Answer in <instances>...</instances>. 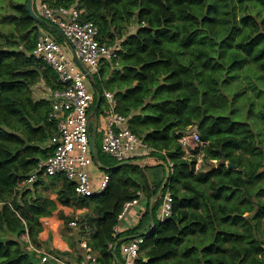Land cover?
Returning a JSON list of instances; mask_svg holds the SVG:
<instances>
[{
	"label": "trees",
	"instance_id": "1",
	"mask_svg": "<svg viewBox=\"0 0 264 264\" xmlns=\"http://www.w3.org/2000/svg\"><path fill=\"white\" fill-rule=\"evenodd\" d=\"M27 1L0 2V24L9 25L7 32L0 30V264H55L41 263L21 239L27 234L36 244L41 209L33 198L20 202L18 183L52 153L44 145L55 130L49 102L36 100L32 88L39 82L58 88L53 70L30 55L50 24L30 17ZM43 1L74 7L81 21L97 26L101 44L117 48L97 75L104 91L113 93L115 110L151 149L146 157L155 166L150 170L173 164L167 179L151 182L137 176V166L105 171L104 191L80 197L90 208L86 218L94 232L87 243L98 262L111 264L116 242L120 259V246L128 240L112 234L125 203L140 191L149 200L168 189L172 215L154 220L142 234L146 252L136 264H262L264 85L254 90L259 79L247 71L260 70L264 82V0ZM245 79L246 85L232 91V82L240 86ZM162 100L168 101L158 103ZM238 101L242 117L241 106L234 105ZM192 126L207 142L202 151L207 164L200 170L195 159L183 158L178 144L181 131ZM94 147L103 164H117L97 142ZM219 148L237 169L221 163ZM212 161H217L214 168ZM66 184L74 193L73 184ZM158 204L159 199L153 218ZM149 215L147 206L145 221Z\"/></svg>",
	"mask_w": 264,
	"mask_h": 264
},
{
	"label": "built area",
	"instance_id": "2",
	"mask_svg": "<svg viewBox=\"0 0 264 264\" xmlns=\"http://www.w3.org/2000/svg\"><path fill=\"white\" fill-rule=\"evenodd\" d=\"M36 1V14L55 30L58 29L66 43L60 44L49 33L41 31L30 53L35 60L43 61L53 70L58 88L53 92L49 113V118L55 121V130L49 140L52 153L40 160L36 170L22 180V183L31 185L41 175L62 176L73 184L76 196L91 197L104 191L109 176L104 173L100 184L96 188L92 187L87 168L92 164L88 115L94 101L93 87L77 64L74 55L90 76L98 75L103 65L102 60L116 56L117 48L101 44L98 40L97 26L92 21H81L80 13L74 7H51L43 0ZM102 96L107 102V111L103 113L101 126L98 128L101 151L117 163L146 157L151 149L129 129L127 118L115 110L116 101L113 93L104 91ZM178 144L184 152V159H195V170H200L207 164L203 161L202 152L207 142L202 141L197 132L190 135L183 134L178 139ZM161 153L164 156L168 154L166 150H162ZM168 166L166 179L170 176L172 162L168 161ZM140 195L141 193H138V196ZM137 199L125 203L118 220L131 206L137 204ZM172 203V196L167 189L161 194L160 222L172 215ZM69 224L76 226L77 222L74 220ZM117 234L116 225L112 236L115 238ZM146 236H135L124 242L120 246L121 259L114 258L111 264H136ZM80 247L83 251L82 258L70 262L29 244V249L39 254L41 263L52 261L55 264H100L87 241H82ZM262 264H264V256Z\"/></svg>",
	"mask_w": 264,
	"mask_h": 264
},
{
	"label": "crops",
	"instance_id": "3",
	"mask_svg": "<svg viewBox=\"0 0 264 264\" xmlns=\"http://www.w3.org/2000/svg\"><path fill=\"white\" fill-rule=\"evenodd\" d=\"M35 3H37V1L33 0L34 6ZM34 11L36 12V6ZM48 29L50 31L57 32L51 25L48 27ZM70 54L72 55V53ZM55 90L56 89L51 88L44 82H39L32 88L33 95L36 100H47L49 102L50 108L51 98ZM104 105L107 108L106 101ZM106 111L107 109L105 112ZM90 135L93 145L96 142L100 145V134L98 133V130L94 133V135H92L90 126ZM49 140L50 138L44 145V149H46L47 152H49V150L52 148ZM48 154L50 155L51 153L49 152ZM143 158L146 159V166L140 168V174L137 173V176L140 178L141 175H145L148 177L150 182L153 181V179L158 181V168H154L155 170H150L152 169L151 167L155 166V164L151 163L147 157ZM100 163L102 166L109 167L103 164L101 161ZM162 170L166 172L167 169ZM87 171L92 187L96 188L100 184L101 177L105 173V170L97 166L92 159V164L88 166ZM166 176L167 173L164 175V180L166 179ZM18 190L20 191V202L23 199L29 200L33 198L36 200V206L41 209V213L38 216V221L41 225V231L36 237V244L34 245L32 242H30L27 234H24L21 237L25 243L26 250L31 251L29 249V244H31L44 252H50L52 254L58 255L70 262H76L82 258L83 251L80 247V243L82 241L88 242L90 240L94 232V227L92 226V220L86 218L88 213H90V208L83 203L80 197L71 192L66 184V180L62 176L48 177L41 175L36 183L34 182L31 185H24L22 181H20L18 183ZM23 193H25L24 196H22ZM138 193H141V195L137 197L138 199L135 198L138 200L137 204L131 206L126 214L119 220L117 225L118 234L122 236L121 239L123 240H129L135 236L146 234L154 227V220H159L161 201L160 197L162 193L160 192L158 196L156 193V197L152 202L153 207V204L159 199V204L157 205L154 218L151 217V212L149 211L150 215L146 221L144 220L143 215L147 209V206L149 208L150 199H147L144 192H137V195ZM74 220H76L77 225L71 226L69 223ZM145 252L146 249H143L140 256H144ZM34 256L39 260V254L34 253ZM118 258L121 259L120 249ZM144 259L148 260L147 258Z\"/></svg>",
	"mask_w": 264,
	"mask_h": 264
},
{
	"label": "water",
	"instance_id": "4",
	"mask_svg": "<svg viewBox=\"0 0 264 264\" xmlns=\"http://www.w3.org/2000/svg\"><path fill=\"white\" fill-rule=\"evenodd\" d=\"M26 8H27V11L30 15V17L35 20L36 22H39L40 24L42 25H47V23L41 19L37 14L36 12L34 11L33 9V0H28L27 1V4H26ZM55 29V28H54ZM56 31L60 33V31L58 29H56ZM75 56V55H74ZM77 64L79 65V67L81 68V70L83 71V73L86 75L88 81L91 83L92 87L95 89L96 93H97V99H96V102H95V105L93 107V109L91 110V112L89 113L88 115V120L91 119V117L96 113V111L98 110L99 106H100V103H101V99H102V94L101 92L98 90L96 84L93 82L91 76L88 74L87 70L83 67V65L78 61V59L76 58V56L74 57ZM164 101H168V100H162L158 103H162ZM88 131H89V146H90V155L94 161V163L99 166L101 169L105 170V171H110V170H114V169H118L120 167H124V166H137V167H140V168H143L146 166V159L143 158V159H129V160H125L123 162H119L117 163L116 165L114 166H109V167H105V166H102L101 163H100V160L98 158V155L96 153V150L94 148V145H93V141H92V138H91V135H90V126H89V123H88ZM182 134H187V135H190L191 133L193 132H198V128L197 126H192L189 130H185V131H181ZM219 153L221 154V163L222 164H228L231 168H234V169H237L236 166L230 164L227 162L226 160V154L223 152L222 148H219L218 149ZM211 166L214 168L216 166V163L214 161L211 162ZM167 172H168V169H167ZM160 191L157 193V196L159 195ZM156 196H153L150 198V203H149V211L151 212V208H152V202L154 200ZM116 247H117V242L114 244L113 248H112V256L113 258L116 259V256H115V250H116Z\"/></svg>",
	"mask_w": 264,
	"mask_h": 264
},
{
	"label": "rangeland",
	"instance_id": "5",
	"mask_svg": "<svg viewBox=\"0 0 264 264\" xmlns=\"http://www.w3.org/2000/svg\"><path fill=\"white\" fill-rule=\"evenodd\" d=\"M0 2L1 3H5L4 0H0ZM8 28H9V25L6 22L3 23V24H0V30L1 31L7 32V29ZM47 33H49L53 38H55V40L58 43H61V44H65L66 43L65 39L59 33L54 32V31H49V29L47 30ZM106 61L107 60H105V59L102 60L103 64ZM243 73H244V71L241 72V74H243ZM247 74L250 77H255V78H258L259 79V81H254L253 82V84H254V87H253L254 90H256L260 85H264V82L262 80L263 79V75H262V72L260 70H255L254 69V72L247 71ZM91 76H92V79L94 80V83L98 86V88H100L102 91H104V87H103V85L101 83L100 78L96 74H91ZM241 81H242V84L240 86H238V85L236 86V84H233V82H232V84H230V87L232 88V91L233 90L238 91L239 89H241L244 86V84L246 85V81H247L246 79L244 81L243 80H241ZM91 87H92V85H91ZM89 90H90V87H89ZM93 95H94V98L97 99V93H96V91H95L94 88H93ZM104 104H105V101L103 99V103L101 104L99 111L97 113H95L91 117V119H90V126H91V133H92V135H94V133L97 132L98 128L101 126L102 115L105 112V110L107 109ZM234 105L235 106L236 105L237 106H241V107H238V108H240V110H241V112L239 114L242 117L243 116L242 115V113H243L242 112L243 105L239 101L238 102H235ZM240 115H238V114L236 115L235 114V118L236 117L240 118L239 117ZM241 120H243V118ZM216 163H217V161H216ZM165 173H167V170H166V172H164L162 169L158 168V171H157V177H158V179L164 178Z\"/></svg>",
	"mask_w": 264,
	"mask_h": 264
}]
</instances>
